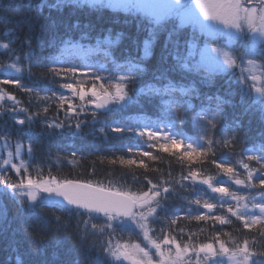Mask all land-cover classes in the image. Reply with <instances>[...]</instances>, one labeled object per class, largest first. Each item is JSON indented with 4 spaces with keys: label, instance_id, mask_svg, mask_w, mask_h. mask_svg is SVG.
<instances>
[{
    "label": "snow or ice",
    "instance_id": "snow-or-ice-1",
    "mask_svg": "<svg viewBox=\"0 0 264 264\" xmlns=\"http://www.w3.org/2000/svg\"><path fill=\"white\" fill-rule=\"evenodd\" d=\"M79 2L80 0H75V3L73 0H27L22 7L35 8L37 13H43L45 8L50 12H59L69 5L78 7ZM117 2L122 4L125 11L136 14L132 21L136 34L128 37L136 55L133 56L130 51L124 64L115 65L125 74L107 78V86L101 83L99 92L95 81L106 78L94 75L90 77L93 81L91 88L86 91L83 82L76 79L77 74L81 73L79 66L56 67L61 63L59 56L33 63L35 57L31 36L27 35L21 42L26 50L20 52L13 47L19 38L18 31L15 28H5V39L0 40V54L7 55L10 62L0 63V72L6 77L0 80V85L13 84L34 96L37 101H55L61 109H65L67 105L65 116L68 131L73 129V119L75 130L82 131L85 121L79 117L87 111L86 105L93 106L91 115L95 119L98 115L96 110L104 109L103 114L109 115L116 111L115 107L109 105L123 108L129 103L138 102L133 101V96H142L149 101L159 98L162 101L157 105L161 113L160 119L132 125L112 122L109 127L114 133L138 135L149 149L158 148L160 152L176 157L187 168V174L174 179L171 172H168V178L165 179V174L161 172L155 183L145 174L143 179L147 189L144 190L142 186L136 191L131 187H116L112 181L104 186L100 182L93 184L91 181L74 179L58 180L51 173L45 178L40 171L33 178L29 173V165L23 159L18 164L13 161L14 156L21 157L24 145L17 140L13 152L9 135L5 133L0 135L2 146L7 150V158L0 164L5 177L0 181V196L18 202L22 224L24 217L30 218L37 208L43 209L49 205L79 216L81 219L77 232L81 239V251L77 252V259L73 264H81V257L88 264H123L124 261H129L130 264H264V0ZM7 7L6 5L5 8ZM216 24L223 25V28H217ZM185 25H191L193 33L191 37L182 40L183 33L180 30ZM61 26L66 27L63 36L59 32ZM197 28L209 37L218 34L226 36L224 47H209L207 40L204 47H199V37L195 31ZM49 29L51 37L47 46L64 45L61 49L63 54L72 43L70 38L65 39L64 36L79 30L80 25H64L63 21L49 16ZM161 37L163 43L159 58L154 65H149L147 62L155 55V47L160 43ZM122 38L123 33H118L115 41L110 36H105L103 43L119 44ZM32 68L44 69L50 73L53 80L49 83H55V77L63 78L65 82L60 84V88L69 90L72 97L78 98L81 103L74 104L70 97L62 93L57 95V91L50 87L37 90L24 85L21 82L23 73L27 70L31 76ZM218 80L222 83L216 93L207 95L202 92L204 87H217ZM137 84L142 86L136 88ZM130 85L133 86L132 89ZM219 89H223V92L220 93ZM130 90L133 95L129 94ZM41 91L44 95H41ZM48 92H51L50 96ZM193 97L201 100L198 111L191 103ZM6 98L13 101V106L0 109V116L7 115L16 125L22 126L18 135L24 134L23 126H27V130L31 132L34 121L41 117V113L45 114L42 123L47 130H65V121L47 118V104L30 112L28 107H20V101L11 92L0 88V102ZM229 105L234 110L242 109L240 115L259 114V143L252 141L251 147L245 146L248 137L239 135L243 127L240 116L234 111L229 119L226 113ZM189 109L195 113L193 123L200 127L199 134L195 137L186 136L182 131H173L177 124L186 123L182 113ZM20 113L25 114L23 118H20ZM69 113L72 115L69 116ZM221 118L225 122L217 128ZM161 124L164 125L163 129L159 127ZM99 131L106 134L105 128H100ZM212 131L220 133L219 139L209 135ZM181 145L184 151L178 155L173 148ZM237 146L239 151H235ZM217 147L232 149V154L236 156L235 162H228L223 158L217 162L213 159L212 163L218 170L216 176L204 175L199 168H193V163H196L194 156L207 158L211 153L215 157ZM127 151L139 155L140 161L121 156L118 158L119 163L128 166L138 164L145 169V173L149 171V167L144 163L143 157L158 159L151 151L139 147L129 146ZM28 153L32 154L31 144L28 145ZM116 162L111 161L113 164ZM240 169H243V178ZM13 170L17 177H21L23 170L24 176L12 180L9 172ZM133 181L139 182L135 174ZM232 184L241 187L233 189ZM199 185H207L211 193L218 195L207 194ZM241 189L246 194L241 195ZM189 191L194 198L182 195ZM41 192L48 195L38 204L30 203L36 202ZM203 196L207 198H202ZM53 197H60L62 202ZM170 198L187 202L189 207L183 217L167 216ZM192 205L198 206V214H192ZM199 208L207 211H199ZM215 210H219L221 214H217ZM0 217L7 224L6 212L0 211ZM101 218L102 223L93 222ZM181 218L206 222L211 220L213 224L219 225H232L235 218V222H239L241 236H234L231 232H216L210 238L200 241L195 233L189 232L187 240H184L185 229L174 227ZM56 219L60 221L61 217L57 216ZM157 223L162 224L159 230L154 227ZM129 230L136 231L138 239L142 237V242L132 241L130 237L125 240L121 234ZM89 239L92 242L85 246L83 242ZM144 241L147 243L142 246ZM56 242L60 244L62 237L57 236ZM32 243L36 248L33 255L42 256L44 240L34 236ZM18 264L31 262L19 261ZM41 264L49 262L45 260Z\"/></svg>",
    "mask_w": 264,
    "mask_h": 264
},
{
    "label": "trees",
    "instance_id": "trees-1",
    "mask_svg": "<svg viewBox=\"0 0 264 264\" xmlns=\"http://www.w3.org/2000/svg\"><path fill=\"white\" fill-rule=\"evenodd\" d=\"M25 3H27V0H0V40L5 39L3 36L5 28H15L18 31L19 38L13 47L19 49L20 52L26 50V46H22L21 42L27 35L31 36L33 55L35 57L33 63L44 61L51 56H59L61 57V63L55 65L56 67L79 66L81 70L97 71L106 78H114L116 75L125 74L122 69H117L115 65L124 64L130 51L133 56L136 55L133 43L128 38L129 36H134L137 31L132 23L136 15L135 13L81 2H79L78 7L69 5L59 12L56 10H51L50 12L48 8H45L43 13H37L35 8L28 9L22 7ZM73 3H75V0H73ZM6 5L8 6L7 8H5ZM49 16L63 21L64 25H80L79 30L71 32L69 36H64L65 39L70 38L72 43L63 51V54H61V49L64 48V45L56 47L47 46V41L51 37ZM89 25H91L90 28L88 27ZM65 31L66 27L61 26L59 32L62 36ZM180 31L183 33L181 37L183 40L185 37H191L193 28L191 25H185ZM195 31L197 37H199L197 41L198 46L201 48L204 47L205 40L210 45L220 47H224L226 43V37L224 36L217 38L209 37L201 33L199 28ZM118 33H123L124 37L119 44L108 45L103 43L105 36H110L115 41ZM162 43L163 37H161L160 43L155 47V55L147 62L149 65H154L157 62ZM197 59H199L198 56ZM8 62H10L8 56L0 54V63ZM0 77H5L2 72H0ZM54 79L55 83H49L53 80L50 73H47L44 69L32 68L31 76L27 70L24 71L21 82L37 90L50 87L53 91H57V95H59L63 92L60 84L64 83L65 80L61 77H55ZM145 80H148V78L145 77ZM220 83L222 81L218 80L217 87L211 89L204 87L202 88V92L212 95L218 91ZM140 86L142 84L135 85L136 88ZM129 87L130 89L133 88L132 85ZM0 88L11 92L20 101V107H28L30 112H35L38 108H42L44 104H47L49 111L46 116L49 120L58 119L66 122L65 130H47L42 123L45 114L41 113V117L34 121L31 132L27 130V126H23L25 127L24 134L18 135V131L22 126L16 125L7 115L0 116V135L5 133L9 135L13 152L17 140L24 145L21 157L16 158L14 156L13 161L18 164L20 159H23L29 165V173L33 178H36L37 172L40 171L45 178L51 173L58 180L74 179L81 182L91 181L93 184L100 182L104 186H108L109 181H112L116 187H131L133 191H136L142 186L144 190L147 189V184L143 179L145 174L154 183L158 181L161 172L165 174V179L168 178V172H171L174 179H179L181 174H187V168L183 167L176 157L160 152L158 148L149 149L147 144L138 135H133L132 133H114L109 127V124L112 122L132 125L136 122L150 123L160 119L161 113L157 105L162 103V101L159 98L149 101L142 96H133V101L138 102L129 103L123 108L111 106L115 107L116 111L109 115H104L105 111L98 110V115L95 119H93L89 111H86L79 117L80 120L85 121L82 125V131L75 130L74 119L71 121L73 129L72 131H68V120L65 116L67 105H65V109H61L55 101H37L34 96L22 91L13 84L0 85ZM219 92L222 93L223 89H219ZM129 94L133 95L131 90ZM41 95H44L43 91H41ZM48 95L50 96L51 92H48ZM236 100L238 101V97H236ZM191 103L196 106V110L198 111L201 100L193 97L191 98ZM10 106H13V101L5 99L0 104V109H6ZM234 111L240 116L243 124L239 135H246L248 137V142L245 146L251 147L252 141L259 143L258 129L261 127L259 114L240 115L242 109L237 108L234 110L229 105L226 107L229 119H231ZM24 115V113H20V118H23ZM68 115L71 116L72 114L69 113ZM182 115L186 123L184 125L177 124L175 129L182 131L186 136H197L200 127L193 123L195 113L189 109L187 112L182 113ZM224 122L221 118L217 123V128L221 127V124ZM159 127L163 129L164 125L161 124ZM100 128H105L106 134L101 133L99 131ZM209 135L214 139H219L220 137V133L215 131L210 132ZM29 144L32 146L31 155L28 153ZM2 145L3 141H0V164H2L4 158H7V150ZM129 146L151 151L153 155L158 157L156 160L143 157L144 163L149 167L147 173L138 164L128 166L119 163L118 158L121 156L125 159L134 158L137 162L140 161L141 157L139 155L127 151ZM183 151L184 148L175 150L178 155L183 153ZM232 151V149L217 147L215 157L211 153H209L207 158L195 157L193 160L196 163H193L192 166L193 168H199L204 175L216 176L218 170L215 164L212 163L213 159L220 162L221 158H223L228 162L234 163L236 156L232 154ZM235 151H239V146L236 147ZM72 153L76 155L73 156ZM112 160H116L117 162L113 164L111 163ZM253 166H255L254 162ZM240 172L241 178H243V169H240ZM133 174L138 177L139 182L133 181ZM9 175L12 180H17L23 177L24 173L22 170L21 177H17L13 170L9 172ZM4 179L3 169L0 168V181ZM224 179L227 178L224 177ZM185 183L190 182L185 181ZM231 187L236 189L241 186L232 184ZM199 188L211 196L218 195L211 193L207 185H199ZM240 194L244 195L246 191L241 189ZM182 195L194 198L191 196V191L183 192ZM202 198H207V196H203ZM53 199L58 201L55 197ZM40 202L41 199L34 203L38 204ZM210 202L214 203L215 200H210ZM188 207L189 205L186 201L179 198H170L167 216L178 215L183 217ZM191 209L192 214H198L197 205H192ZM0 211L6 212L7 215V224L4 223L3 217H0V264H18L19 261H30L31 264H41V261L45 260L49 264H73V261L77 259V252L81 251V239L77 232V226L81 218L74 212L69 213L61 210L59 207L53 208L49 205L43 209L37 208L30 218L24 217V223L22 224L18 202H13L3 196H0ZM199 211L206 212L207 210L199 208ZM215 211L217 214H221L219 210ZM57 216L61 217L60 221H57ZM233 221L232 225H219L218 223L213 224L211 220L206 222L181 218L174 227L185 229L184 240H187V233L189 232L195 233L200 241L210 238L216 232H231L234 236L240 237L239 222H235V218H233ZM93 222L100 224L103 222V218ZM154 227L159 230L162 224L157 223ZM202 229L203 231H201ZM252 231L255 232V229ZM244 232H248V230H244ZM121 235H123L125 240L130 237L132 241L142 242V237L138 239L136 231H125ZM34 236L44 240L45 246L42 256L33 255L36 252L35 245L32 243ZM57 236L62 237L60 244L56 242ZM222 238L227 239L226 237ZM178 239H180L179 236ZM91 242V239H89L83 243L87 246ZM145 243L147 242L144 241L142 245ZM81 264H88V262L84 261L81 257Z\"/></svg>",
    "mask_w": 264,
    "mask_h": 264
},
{
    "label": "rangeland",
    "instance_id": "rangeland-1",
    "mask_svg": "<svg viewBox=\"0 0 264 264\" xmlns=\"http://www.w3.org/2000/svg\"><path fill=\"white\" fill-rule=\"evenodd\" d=\"M81 3H87V4H92V5H99V6H108V7H111L113 9H117V10H124L123 6L121 3H118L117 0H80ZM210 23H213V22H210ZM217 28H223V25H219V24H216L215 25ZM220 36H224L223 34H218L216 36H214L215 38L217 37H220ZM226 37V36H224ZM226 41H227V37H226ZM209 47H220V46H216V45H210L208 44ZM222 48V47H221ZM100 76L102 78H106L104 77L103 75H101L99 72L97 71H87V70H81V73H78L77 74V77L76 79L78 81H82L83 82V87L85 88V90H89L91 88V85H92V80L90 79V77L92 76ZM6 77H0V80L2 79H5ZM68 82H71V81H68ZM107 82H108V79H104V80H100V81H95L96 85H97V91L99 92L100 91V84L101 83H104L105 86H107ZM63 95L65 96H68L70 97L72 100H73V103L74 104H80L81 102L79 101L78 98L76 97H72V94L69 90L67 89H63V92H62ZM90 95V93H89ZM7 99V98H6ZM2 102H0L1 104ZM111 106H118V105H110ZM86 109L87 111H89L90 113L92 112L93 110V106L92 105H86ZM97 111V110H96ZM71 114V113H70ZM173 131H177L175 128L173 129ZM183 148V146H175L173 148V151L175 150H181ZM196 156H194L193 158H195ZM48 194L47 193H39L38 196H37V200L44 198L46 197ZM31 203H34V202H31ZM143 246V245H142ZM154 252V249L152 250ZM156 259H158V257H155Z\"/></svg>",
    "mask_w": 264,
    "mask_h": 264
},
{
    "label": "water",
    "instance_id": "water-1",
    "mask_svg": "<svg viewBox=\"0 0 264 264\" xmlns=\"http://www.w3.org/2000/svg\"><path fill=\"white\" fill-rule=\"evenodd\" d=\"M100 111H105L104 109H100ZM56 199L58 200V201H61V198L60 197H56ZM62 202V201H61ZM125 263H127V264H130V262L129 261H124Z\"/></svg>",
    "mask_w": 264,
    "mask_h": 264
}]
</instances>
